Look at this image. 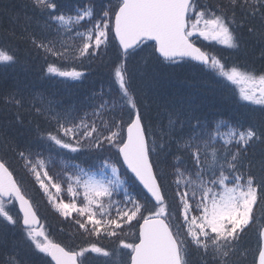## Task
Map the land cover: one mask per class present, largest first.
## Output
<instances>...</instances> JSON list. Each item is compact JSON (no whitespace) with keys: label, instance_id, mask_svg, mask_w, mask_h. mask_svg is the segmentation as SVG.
Here are the masks:
<instances>
[{"label":"snow or ice","instance_id":"6c2138e0","mask_svg":"<svg viewBox=\"0 0 264 264\" xmlns=\"http://www.w3.org/2000/svg\"><path fill=\"white\" fill-rule=\"evenodd\" d=\"M4 17L23 27L19 33L5 29L9 43H0V72L21 64L19 47L11 46L17 39L44 60L41 79L83 81L87 73L75 63L82 67L86 58L91 62L115 49L107 91H93L90 114L54 96L29 95L27 85L0 94L19 135L34 137L48 156L30 145L20 148L4 127L0 146L17 153L56 212L82 235L114 247L89 242L76 249L51 240L38 227L31 198L0 159V264H89L93 254L106 258L104 264H248L245 236L255 221L254 206L264 202V123L241 117L209 122L191 99L164 91L153 65L196 62L193 67L208 69L224 86L248 82L252 86L241 90V99L264 112V73L228 66L196 43L202 38L239 52L246 31L264 44V0H0ZM33 23L40 35L30 30ZM137 57L141 67L134 71ZM25 112L54 127L25 121ZM113 149L122 166L104 155ZM56 150L93 154L89 168L96 171L68 157L50 175ZM131 228L138 231L130 240ZM17 231L19 238L10 242ZM253 256L252 264H264V228Z\"/></svg>","mask_w":264,"mask_h":264},{"label":"trees","instance_id":"16d2710c","mask_svg":"<svg viewBox=\"0 0 264 264\" xmlns=\"http://www.w3.org/2000/svg\"><path fill=\"white\" fill-rule=\"evenodd\" d=\"M11 3L18 4L19 0H4L5 5ZM201 3L214 5L217 3V0H201ZM29 15H31L30 12ZM22 27L23 22L13 24L8 17L0 19V43H9L6 39L7 33L5 29L15 28L19 33ZM30 30L34 31L37 35L41 34V27L35 23H33ZM243 37L245 46L239 52L227 49L216 42L204 41L202 38L197 40L196 43L211 55L222 59L228 66L238 65L247 71L264 73V57H262L264 44L250 38L246 31L243 33ZM11 46L13 48L19 47L21 64L15 68L8 69L6 72H0V94L16 85H27L26 93L29 95L43 94L47 97L54 96L56 99L61 100L65 106L75 105L80 110L81 115H83L84 112L90 114L92 111L94 105L89 100V97L93 91H99L102 86L107 91V86L111 79V62L115 59V49L112 47H109L102 57L94 58L91 62L86 58L82 67L79 62H76L75 66L77 70L85 71L87 78L83 81H72L65 80L64 78L41 79L40 75L45 67L42 57L38 58L30 50L29 46L19 39L11 41ZM53 59L49 58L50 61ZM56 63L69 69L72 66L71 62L56 61ZM192 65L195 64L171 67L154 64L153 70L162 80L164 91L170 97L191 99L209 122L241 117L257 126L264 123V112L259 111L260 106L249 104L241 99V90L248 89L243 83L231 84L230 82H226V86H224V84L217 82L222 78L216 77L202 66L196 65L193 67ZM140 67V57H137L133 61L134 71ZM136 84L138 87L143 86L139 79L136 80ZM153 115L155 116V113ZM14 119V115L6 112L3 106L0 105V127L7 129L9 136L14 138L15 143L20 148L30 145L33 151L39 149L47 157V149L40 145L34 137H22L19 135L17 132L18 125L14 123ZM24 119L25 121L29 119L37 120L45 128L54 127V122H45L41 117L35 116L34 113L25 112ZM9 121L12 123H8ZM58 152L66 153V150H56L53 152L57 165L50 169V175L56 176L60 168V161H67L68 157H75V162L80 163L82 167L88 169L90 172L96 171L95 168H89V165L95 163L93 154L87 152L78 154L66 153V155L61 156L57 154ZM104 155L111 158L114 163L119 159L115 149L110 153H104ZM259 158L260 149L257 148L256 159ZM0 159L9 166V170L13 172L14 178L31 198L37 215L41 219V227L51 240L62 246L76 249L86 246L89 242H96L108 248L114 247L111 241L107 239L97 240L95 237L82 235V230H79L78 226L71 219L66 220L56 212L55 208L48 202L47 196L39 189L34 176L25 169L23 162L16 152L0 146ZM118 166H122L120 159ZM121 171H125L123 167ZM108 174L110 175V172ZM253 174L259 178L261 175L259 167L253 169ZM168 198L169 200L172 198V191L170 189L168 190ZM253 216L255 217V221L251 226L252 230L245 236V246L249 250L247 257L248 264H252L253 262L258 230L264 225V202H258L254 206ZM137 231V228H131L126 238L130 240L135 239ZM19 236L20 233L17 231L15 237L10 236V242L12 239H18ZM105 259L93 254L89 260V264H104Z\"/></svg>","mask_w":264,"mask_h":264},{"label":"water","instance_id":"95a60500","mask_svg":"<svg viewBox=\"0 0 264 264\" xmlns=\"http://www.w3.org/2000/svg\"><path fill=\"white\" fill-rule=\"evenodd\" d=\"M192 63H195L196 64V62H192ZM120 161H121V163H122V165H123V161H122V158H120ZM124 167V169L126 170V166H123ZM130 175H131V173H129ZM16 207H17V209H18V212H19V204L17 203V205H16ZM21 215V218H22V214H20ZM39 218V217H38ZM40 223H41V221H40V218H39V225H38V227H40ZM264 228V227H263ZM48 259H50V258H48Z\"/></svg>","mask_w":264,"mask_h":264},{"label":"rangeland","instance_id":"374dc122","mask_svg":"<svg viewBox=\"0 0 264 264\" xmlns=\"http://www.w3.org/2000/svg\"><path fill=\"white\" fill-rule=\"evenodd\" d=\"M239 83H243L247 88H250L252 85L248 82H245V81H241Z\"/></svg>","mask_w":264,"mask_h":264}]
</instances>
